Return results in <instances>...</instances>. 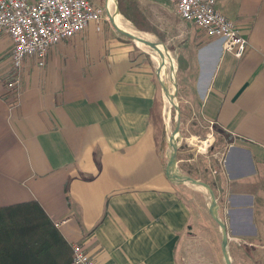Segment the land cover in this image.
Here are the masks:
<instances>
[{"label": "crops", "instance_id": "crops-1", "mask_svg": "<svg viewBox=\"0 0 264 264\" xmlns=\"http://www.w3.org/2000/svg\"><path fill=\"white\" fill-rule=\"evenodd\" d=\"M215 5L247 38L242 56L172 1L157 3L176 22L166 40L180 93L228 136L203 181L215 191L229 258L264 264V0ZM11 49L0 32V206L37 200L96 264H182L191 242L203 264H226L207 192L166 174L155 77L135 46L89 25L53 44L43 65L25 58L9 86Z\"/></svg>", "mask_w": 264, "mask_h": 264}, {"label": "built area", "instance_id": "built-area-1", "mask_svg": "<svg viewBox=\"0 0 264 264\" xmlns=\"http://www.w3.org/2000/svg\"><path fill=\"white\" fill-rule=\"evenodd\" d=\"M170 1L182 19L191 21L206 35L220 38L224 50L236 57L244 54L247 38L217 9L216 0ZM101 16V7L91 0H0V32L12 42L14 79L8 85L18 84L25 58L33 57L38 65H43L53 44L90 24L99 30ZM260 145L264 148V141ZM70 246L71 264H96L80 243L73 242Z\"/></svg>", "mask_w": 264, "mask_h": 264}, {"label": "rangeland", "instance_id": "rangeland-1", "mask_svg": "<svg viewBox=\"0 0 264 264\" xmlns=\"http://www.w3.org/2000/svg\"><path fill=\"white\" fill-rule=\"evenodd\" d=\"M91 1L102 9V16L100 20L101 28L107 27L112 30V33L116 34L119 38L131 42L133 46H135L136 52H140L143 55V59L148 61L152 66L155 77V88L157 92V102L154 109L153 121L157 130V138L160 141V149L164 156L166 167L169 160L167 136L175 128V118L177 111L175 107L170 108V106L175 103L180 113V125L177 135V142L179 144L176 152L178 159L177 163L180 167V170L184 174L192 178L203 180V178L208 176V172L211 171L213 173L219 166L221 162L222 149L226 141L225 137L228 136L227 134H223L215 124L200 119L197 115V112L192 107H190L187 99L180 93L181 90L178 88L177 83V68L173 44L171 41L167 42L166 40L167 37H170L172 34L173 25H175L176 22L173 24V20L170 18L171 14L168 11L169 8L157 6L158 2H163L165 0H115V3L117 10L120 12L118 8L119 2L125 6H127L130 2H134V4H136L138 9L141 11V14L144 16L145 22H143L148 25L150 29H140L133 23L132 20L128 19L127 17L126 19H128L137 30L141 32H149L154 36L156 41H161L166 48L165 50L167 54L173 58L174 72H170L169 67L166 68L167 73H170V75L169 79H167V85L165 86V89L167 93L172 91V93L174 92L175 95V101L170 104L169 108L167 107L166 98L161 84V80L163 81V79L166 77L165 75H161V78L159 76L161 73L158 70L159 68L157 62L154 60V54L156 53L155 50L150 48V51H146L140 48L134 40L127 37L113 26L106 8L108 0ZM90 25L94 26L93 24ZM198 141H205L207 145L202 148ZM176 183L183 184L181 182H175V184ZM194 186L195 185L191 186L193 187V190H199V188H201L207 192V190L202 186ZM189 247L190 248L186 247L181 255L182 257L180 260L182 261V264H203L202 261H199L198 259L197 243L191 242ZM208 259L206 263H212L211 258L209 257Z\"/></svg>", "mask_w": 264, "mask_h": 264}, {"label": "trees", "instance_id": "trees-1", "mask_svg": "<svg viewBox=\"0 0 264 264\" xmlns=\"http://www.w3.org/2000/svg\"><path fill=\"white\" fill-rule=\"evenodd\" d=\"M118 8L140 29H150L134 2ZM0 264H71L69 242L37 200L0 206Z\"/></svg>", "mask_w": 264, "mask_h": 264}, {"label": "water", "instance_id": "water-1", "mask_svg": "<svg viewBox=\"0 0 264 264\" xmlns=\"http://www.w3.org/2000/svg\"><path fill=\"white\" fill-rule=\"evenodd\" d=\"M115 28L120 31L121 33H123L124 35H126L127 37L131 38L134 41H140L143 42L144 44L150 46L151 48H153L157 53H159V55H161V62L159 63V71L161 70V68L164 65V54L161 50V48L159 46H162L163 49H166L164 44L161 41H156V40H151L148 39L144 36H140V35H134V34H130V33H126L124 31H122L121 29H119V27L117 25H115ZM174 85V83H173ZM172 103L173 101H175V95L173 92V96H172ZM171 107H175L176 108V125L175 128L172 130V132L167 136V142H168V148H169V153H168V164L166 167V174L167 176L172 179L174 182H181L187 185H195V186H202L207 190L208 193V197H209V202H208V212L210 214V216L215 220V222L219 225L220 230H221V234H222V238H221V251L223 254V259L225 261L226 264H233V262H231L229 255H228V236H227V231H226V227H225V223L222 220V218L220 217L219 213H218V204H217V200H216V194L215 191L213 190V188L211 187V185L206 182L203 181L201 179H197V178H192L186 174H184L181 170L180 167L178 165V159L176 156V152H177V147H178V142H177V135L179 132V125H180V113L178 111L177 105L172 104L170 106ZM169 163L172 165L173 171L169 170Z\"/></svg>", "mask_w": 264, "mask_h": 264}, {"label": "bare ground", "instance_id": "bare-ground-1", "mask_svg": "<svg viewBox=\"0 0 264 264\" xmlns=\"http://www.w3.org/2000/svg\"><path fill=\"white\" fill-rule=\"evenodd\" d=\"M106 8H107V11H108V16H109V18H110V20H111V22H112L114 27H115V25H117L119 27V29H121L122 31H124L126 33H130V34H134V35H140V36H144V37H146L148 39L155 40L154 36L152 34H150L149 32H141V31L137 30L133 26V24H131V22L128 19H126V17H124L117 10L115 0H114V2H113V0H108ZM135 43L138 46H141V47L145 48L146 50L150 51L151 47L146 45V44H144L143 42L135 41ZM159 47L161 48V50H162V52L164 54V56H162V57H164V61H165L163 67L160 70L161 74H159V76H160V78L162 77L161 75H165V77H166L165 79H163V81L161 80V84H162L164 95H165V98H166L167 107L169 108L170 104H172L171 100L173 98L172 97L173 93H172V91H169L167 93V91L165 89V86L167 85V79H169V75H170V73H167L166 68L169 67L170 72H172L173 69H174V64H173V58L167 54L166 50L163 49L162 46H159ZM154 60H155V62H157L158 68H159V63L162 60L161 59V55H159V53L156 52L154 54ZM163 82H164V84H163ZM199 144H200V146L202 148H204L207 145L205 141H200ZM168 167H169L170 171H173L172 165L170 163H169Z\"/></svg>", "mask_w": 264, "mask_h": 264}]
</instances>
